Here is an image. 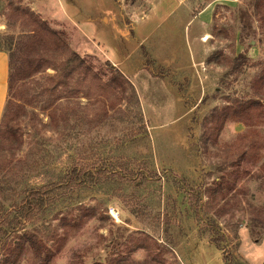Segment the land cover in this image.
Here are the masks:
<instances>
[{
  "label": "rangeland",
  "instance_id": "374dc122",
  "mask_svg": "<svg viewBox=\"0 0 264 264\" xmlns=\"http://www.w3.org/2000/svg\"><path fill=\"white\" fill-rule=\"evenodd\" d=\"M15 1L64 35L99 80L82 82L76 74L70 80L76 89L71 95L64 92L56 66L49 64L19 84L33 97L21 100L27 108L23 116L28 115L22 121L23 146L0 151V159L14 160L10 168L17 175L9 187L15 192L48 181L60 183L76 165L94 170L96 176L83 187H70L65 197L25 226L0 230V264H224L222 236L242 262L264 263V116L253 111L249 122L230 120L218 134L209 118L214 108L229 105L230 97H252L264 104V7L258 15L253 10L256 0H174L168 19L180 23L179 28L161 30L156 36L161 47L148 51L145 44L134 56L141 53L149 66L140 73L148 86L138 87L140 77L122 73L107 58L115 55L104 38L114 44L113 37L120 36L116 25L131 30L129 24L160 0ZM11 10L8 0H0L1 43L24 31L19 17L13 20L6 14ZM202 10L212 19L196 20ZM242 10L248 11L252 25L244 42ZM207 33L212 47H193L196 59L206 61L203 72L209 78H196L198 67L205 66L200 63L194 70L170 68L176 61L173 50L184 60H178L180 65L188 66L190 51L182 45ZM241 54L248 63L241 74L231 73ZM118 72L126 81L109 89ZM165 75L181 79L180 93L161 85L159 77L168 82ZM13 93L7 101L19 100V92ZM53 97V107L43 108ZM54 108L57 113L71 108L77 117L64 121L57 115L52 120ZM256 143L258 152L252 150ZM18 160L35 163L37 174L28 178L29 168L17 165ZM218 186L215 197L207 194ZM6 197L0 193V211L5 199L13 198ZM27 234L38 237L43 252L21 241ZM19 244H24L22 250L13 254Z\"/></svg>",
  "mask_w": 264,
  "mask_h": 264
},
{
  "label": "trees",
  "instance_id": "16d2710c",
  "mask_svg": "<svg viewBox=\"0 0 264 264\" xmlns=\"http://www.w3.org/2000/svg\"><path fill=\"white\" fill-rule=\"evenodd\" d=\"M8 4L12 12L10 14L7 12L6 14L13 20L19 17V19L24 22V31H21L18 37H4L2 38L3 42H0V50L6 51L10 57L9 93L13 91L14 93L19 92L18 95H16L19 97L18 101H11L9 97L6 103V110L0 122V151L19 150L24 143L22 121L28 115L23 116L27 114L25 110L27 108L25 104H21V100H23V98L32 100L29 96L33 97V95L30 93L25 95V92L20 89L19 84L22 81L32 79L37 74L41 73L49 64L56 66L58 71L57 75L60 77V82L65 87L64 92H66L67 89L71 95L74 94L73 92H76V89L70 85V80L74 78L76 74L78 75V80L82 82H90V77L93 78L95 83L99 80V76L94 67L88 63L87 60L82 59L79 53L70 49L69 42L64 35L50 27L45 20H41L36 13L17 5L15 0H8ZM263 7L264 0H256L253 4V10L258 15L260 14V9ZM262 12L264 13V11ZM242 16L243 30L241 32V40L244 42L249 37L252 25L249 21L248 11L242 10ZM24 34L28 35L26 40L24 39ZM13 44L15 45L14 48ZM59 57L61 58V63L58 65L55 63V60ZM247 63L248 58L244 54L239 55L233 62L230 72L234 74L240 72L241 74L243 66ZM262 70L264 74V65L262 66ZM123 77L121 72L116 73V75L111 78L110 84H108L107 87L113 89L122 85L123 80H125ZM52 81L56 82L57 79L53 78ZM90 83L93 84L92 82ZM101 84L102 83H100V86H103V84ZM89 89L91 88L89 87ZM82 90H85V88ZM50 91L54 92V90ZM43 95H49V92L45 91ZM54 102V97L47 99L43 108L53 107ZM57 104L56 102L55 105ZM253 111H259L264 116V104L258 99H252V97L248 99L230 97L229 105L221 109L214 108L209 118L212 120V125L216 126L215 132L218 134L230 120L249 122L250 118L253 117ZM57 115L64 121H69L73 116L77 117L76 112L72 111L71 108H67L66 110L61 109L59 113H57V108H54L49 117L55 120ZM22 116L23 119H21ZM252 150L258 152L260 150V144L256 143L252 145ZM245 153L246 151L243 150L240 157L244 158ZM249 155L250 157L254 156L253 153H249ZM12 163H14L13 159H0V175H2L0 193H5L7 195L6 198L13 196L11 200L5 199V205L2 204L3 211H0V219H2L0 222V230L6 229L5 233L8 229H16L20 226H25L30 221L32 222L37 216L48 211L56 199L65 197L66 194L69 193L70 187H83L86 183V179L92 180L95 175L94 170L82 171L81 167L76 165L72 166V168L67 171L66 177L63 181H60V183L48 181L45 185L26 186L23 189H17L13 192L9 186L10 182L17 174L14 168H10ZM17 165H26L29 168V173L26 175L28 178L37 174L34 168L35 163H23L21 160H18ZM5 170L8 171L5 173ZM219 190L220 186L209 189L207 194H212L213 197H215ZM196 200L200 201V198L197 196ZM221 238H223L226 243L225 246L220 247L223 250L224 264H247L242 262L241 259L228 248L225 237L222 236ZM21 241L30 243L36 250L43 252L44 248L38 246L41 241L37 236L27 234L22 237ZM19 245L20 246L14 250L13 254H17L18 251L22 250L21 247H23L24 244ZM50 254L51 252H48V255ZM45 257L47 258V256Z\"/></svg>",
  "mask_w": 264,
  "mask_h": 264
},
{
  "label": "crops",
  "instance_id": "0c3cea01",
  "mask_svg": "<svg viewBox=\"0 0 264 264\" xmlns=\"http://www.w3.org/2000/svg\"><path fill=\"white\" fill-rule=\"evenodd\" d=\"M174 4H175L174 0H160V3L154 4V7L148 13H144L141 17H139L138 18V20L140 19L139 21L137 22L134 21L133 22L134 25L132 23L129 24V27L132 28L131 30L129 28L122 29L121 26L116 25L114 29L116 31H119L120 36L119 39H117L116 35L113 37L114 44L107 42L104 38V41L110 46V48L113 49L115 55V58L113 60L110 59L108 55L107 58L111 60L113 64L116 65L121 70V72L122 71L127 73L133 72L134 75L140 77L141 76L140 73L142 71L145 70L149 71V66L145 63L146 59H144V56L141 53H139L138 57L136 58H134V56L136 53L140 51L141 47L144 46L145 44H147L146 48L148 51L152 50L154 46H156L157 48L161 47L162 46L161 43L156 41V36L159 34V32H161V30L165 29V31L169 33L170 31H174L179 28L180 23L171 20L172 19L171 16L173 15V12L175 10ZM205 12H206L205 10L200 11L195 17L196 20L198 18L201 19V22H207L208 20H211L212 19L211 13H205ZM211 12L213 13V10H211ZM169 17H171L170 20L168 19ZM95 19H97V17ZM94 22H96V20H94ZM96 28L97 26L95 27V29ZM209 39L210 37L207 38L203 36L202 39L195 38L192 44L189 41V44L187 42V44L182 45L183 51L187 49L190 51V52L188 51L189 53L185 57V60L187 59L189 62L188 66L180 65L178 60L181 62H184V60L180 58V52H176L173 50L172 57L176 58V61L173 62L174 65L170 66V68L176 70L192 68L194 70L196 63H200L199 66L201 65L203 66L205 65V66L203 67V69L198 67V74L200 76L196 75V78L199 77L209 78L210 75L205 74L203 72V70H205L206 68V64H205L206 61L196 59L195 56L196 52H194L195 47H193V46H197L200 49L201 45H203L204 47L210 48L212 47V44L209 45L210 44ZM9 63H10L9 54L6 51L0 50V121L2 120L4 114L8 93H9V89H8L9 69H10ZM165 76L169 78L167 80L168 82L166 81L164 82V80L161 77H159V79L162 80L163 83L161 85L172 89L173 92L175 91V93H180V90L178 89L181 88V86H184V84L182 85L181 79H178V81H176V79L173 78L175 77L173 75H168V76L165 75ZM216 77H214V80H216ZM134 82L136 81L134 80ZM140 82L141 84L136 83L137 84L136 86L138 87L140 85L148 86L147 83L144 80H142V77H140ZM199 92H201V89Z\"/></svg>",
  "mask_w": 264,
  "mask_h": 264
},
{
  "label": "bare ground",
  "instance_id": "6f19581e",
  "mask_svg": "<svg viewBox=\"0 0 264 264\" xmlns=\"http://www.w3.org/2000/svg\"><path fill=\"white\" fill-rule=\"evenodd\" d=\"M211 35L210 34H207V38H209ZM112 213L114 214V215H117V211H116V209H114V208H112Z\"/></svg>",
  "mask_w": 264,
  "mask_h": 264
}]
</instances>
